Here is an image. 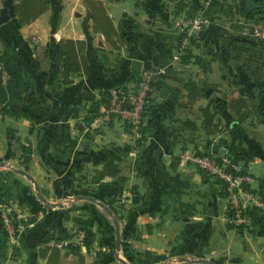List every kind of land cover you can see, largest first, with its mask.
I'll list each match as a JSON object with an SVG mask.
<instances>
[{"label": "crops", "instance_id": "crops-1", "mask_svg": "<svg viewBox=\"0 0 264 264\" xmlns=\"http://www.w3.org/2000/svg\"><path fill=\"white\" fill-rule=\"evenodd\" d=\"M16 1L0 0V16L9 13L0 23V264H125L120 257L128 264H206L190 260L196 258L264 264L262 213L250 211L242 232L229 226L221 179L185 157L191 151L221 154L213 149L219 143L245 171L248 188L264 195V46L249 32L264 15V1L247 10V0H184V8L179 0H101L116 29L131 40L119 47L95 29L85 0H48L27 24L18 21ZM190 6L202 13L201 31L189 29ZM62 39L83 42L80 56L89 68L68 82ZM182 44L210 66L176 57ZM134 55L157 60L156 92L139 126L105 119L103 103L90 119L94 100L137 84ZM189 80L201 95L187 107ZM26 92L35 93L39 105L29 106ZM202 107L216 111L219 131L206 132ZM238 109L249 115L241 118ZM22 142L31 147L29 160ZM109 159L120 171L97 180L96 169ZM14 167L30 173L57 205H47ZM3 213L17 217L16 233L6 231ZM74 216L92 220L90 246Z\"/></svg>", "mask_w": 264, "mask_h": 264}, {"label": "built area", "instance_id": "built-area-1", "mask_svg": "<svg viewBox=\"0 0 264 264\" xmlns=\"http://www.w3.org/2000/svg\"><path fill=\"white\" fill-rule=\"evenodd\" d=\"M205 20L201 12H196L190 20L189 29L201 31ZM250 34L258 41L264 42V17L256 18L250 25ZM189 39V33L184 38ZM32 41L36 51L42 49L39 36L33 35ZM184 45L176 57H181ZM2 66L0 64V70ZM156 71L152 68L142 67L137 84L131 88L119 87L110 91L105 102H103V117L107 120L120 119L129 126L138 127L147 109L149 99L156 92ZM187 161L198 167L204 174L216 175L223 183V189L227 198L228 213L227 223L237 227L248 225L249 209H256L264 214V195L257 194L250 188H245L243 182L249 178L241 173L239 165L234 159L227 155L218 153H200L191 151L185 153ZM230 210L233 211L229 214ZM2 222L10 234L17 231V217L10 213H3Z\"/></svg>", "mask_w": 264, "mask_h": 264}, {"label": "trees", "instance_id": "trees-1", "mask_svg": "<svg viewBox=\"0 0 264 264\" xmlns=\"http://www.w3.org/2000/svg\"><path fill=\"white\" fill-rule=\"evenodd\" d=\"M254 1L261 2V0H254ZM85 2L87 4L89 14L94 20L95 29L102 31L106 35L107 39L111 41V43L115 47H119L121 45V42L124 41H130L131 43V40L128 39L125 34L120 33L116 29L112 17L108 13L106 6L101 0H85ZM186 5L187 3L184 0H179L177 2V6L179 8H184ZM47 7H48V0H18L13 5L14 12L20 24L30 23L31 21L36 19L42 12H44L47 9ZM197 11L198 10L195 7L193 6L189 7V13H190L189 15H191L192 17H194ZM182 37L180 42L183 40ZM255 41L264 46V42L258 41L256 39ZM60 48L62 53L64 54V59H65L64 80L66 82L70 80V76L72 73L78 72L82 69L85 71L89 69L86 62L80 56V52L83 48V42L81 40L62 39L60 41ZM183 50L184 52L181 55V59L183 61L186 62L192 59L196 63L203 66V68H208L210 66L211 60L201 55L194 54L189 48L184 47ZM2 73L3 70L1 69L0 85L3 83ZM186 88L188 90V100L185 101V106L190 107L192 102H194L201 95V88L195 80H189L186 84ZM109 94L110 91L105 92L98 100H94L92 102L89 108L90 115L88 116L90 119L100 114V104L107 100ZM24 99L29 106H37L40 103L39 98L33 92H26V94L24 95ZM150 100L151 98L149 99V101ZM238 103L239 106L242 107V105L245 104L244 99H241L240 102ZM201 110L203 113V127L206 130V132L215 133L219 131L221 127H220V122L216 120V114H217L216 111L210 107H202ZM237 111L241 112L240 109H238ZM248 115H249V111L247 110L242 111L240 113L241 118H245ZM22 148H23V157L26 160H29L31 158L29 154L31 150L30 145L26 144L25 142H22ZM119 171L120 168L117 165V163L114 161V159H109L106 163L103 164L101 168L96 169V174H97L96 179L99 180L100 178H103L106 175H115ZM239 172L244 173L245 171L243 169H240ZM243 186L245 188H248V184L246 183V181L243 182ZM232 213L233 211L230 210L229 214ZM73 219L75 222L80 224L81 228L85 231L86 233L85 244L87 246H90L94 234L92 230V225H93L92 220L88 218H83L81 216H74ZM17 225H18V221H17ZM228 225L234 227V225L230 223H228ZM237 228L239 231L242 232L245 230V228H247V226L238 225ZM68 246L73 251L77 253L80 252L79 245H74L72 243H69Z\"/></svg>", "mask_w": 264, "mask_h": 264}, {"label": "water", "instance_id": "water-1", "mask_svg": "<svg viewBox=\"0 0 264 264\" xmlns=\"http://www.w3.org/2000/svg\"><path fill=\"white\" fill-rule=\"evenodd\" d=\"M262 5L257 3L254 0H247L246 2V9L247 10H253L256 8L261 7ZM9 19V13L8 12H3L1 13L0 16V23H3L5 21H7ZM134 59L132 61V68L136 71H140L142 67H147V68H152L153 70H157V60L153 59L151 60H146V61H142L136 58V56H133ZM165 91L166 89L163 88L160 91V96H165ZM214 151L221 153L222 155H226L227 154V149L225 147H221V145L219 143L214 144L213 146ZM17 172L22 173L24 175H26L29 179H31L34 182L35 188L38 190V196L47 204V205H57V203H51L49 202L41 193V189L39 184L37 183V181L35 180V178L28 173L27 171H25L24 169L21 168H14ZM90 199H92L93 201H96L98 204H100L104 209H106L109 213H112L110 207H108L104 202L98 200L96 197H92V196H86ZM133 201H137L138 200V195L135 194L132 197ZM114 223H115V227H116V233H117V240H116V244H117V249H120L121 247V233H120V224H119V220L117 217L114 216ZM182 258V257H181ZM120 259L125 263L128 264V262L121 258ZM182 259H188V258H182ZM189 260V259H188ZM194 262H201V263H206V264H216L214 261L210 260V259H206V258H196V259H190Z\"/></svg>", "mask_w": 264, "mask_h": 264}, {"label": "rangeland", "instance_id": "rangeland-1", "mask_svg": "<svg viewBox=\"0 0 264 264\" xmlns=\"http://www.w3.org/2000/svg\"><path fill=\"white\" fill-rule=\"evenodd\" d=\"M15 168V167H14ZM253 209H249V211H248V214L250 215V211H252ZM262 215L264 216V214L262 213ZM249 225V224H248ZM248 225H246V226H248ZM249 227V226H248ZM234 228H236L237 230H238V228L237 227H235L234 226ZM246 229V228H245ZM132 264V263H131Z\"/></svg>", "mask_w": 264, "mask_h": 264}]
</instances>
